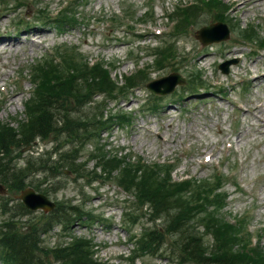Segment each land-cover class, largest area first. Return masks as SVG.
<instances>
[{
    "label": "rangeland",
    "instance_id": "374dc122",
    "mask_svg": "<svg viewBox=\"0 0 264 264\" xmlns=\"http://www.w3.org/2000/svg\"><path fill=\"white\" fill-rule=\"evenodd\" d=\"M11 1L13 0H0V20L2 18L0 27L4 31L18 32L20 36L21 33L27 32L28 37L20 38L21 46L18 50L15 48L3 50L0 47V84L7 79L8 84L9 79L14 78L18 72L21 76L19 83L8 84L7 87L9 95L13 93L11 97L15 99L13 103L10 101L11 98L0 92V102L4 98L0 105V119L3 121H12V116L23 119L25 103L33 89L28 75L29 68L34 62L52 52L55 45L68 43L79 46L81 51L90 57L89 65L98 59L114 62L115 69L110 68L109 75L120 81L124 79V75L138 68L136 59L128 57L129 50L132 49L140 57L138 60L140 66H149L152 57L147 56L145 49L160 41L162 35L168 31L170 23L166 14L180 1L189 0H77L76 10L79 16L77 21L80 23H76L74 28L69 30L67 28L62 34L55 27L41 26V23L36 24L32 31H23L14 24V21L18 18L24 20L35 18L36 9L41 6H46L47 11L55 15L70 0H37L42 4L26 0L27 4L18 8L15 13L9 11ZM148 1L154 5L153 19L146 23H138L140 21H136L137 17ZM226 1L232 5L231 12L237 23L243 26L248 23L259 24L264 33V0ZM129 6L133 10L136 9L137 13L128 24H132L135 31L147 32L142 37H134L136 34L128 32L124 24L118 22L110 24L113 14H121L122 9ZM210 19L206 18L203 23H210ZM200 25L202 24L194 27L178 45L190 64L193 62L197 65L200 62L199 65L213 88L202 95L188 93L183 99H177L173 93L176 89L181 91L182 85H178L172 93L162 96L161 108L157 112L143 111L144 101L150 97V91L144 88L145 85L123 101L109 99L107 107L111 110L132 112V123L125 127L115 125L109 133L111 135L104 131L101 138L109 144L107 149L111 147V150H117L119 153L142 156L149 162H168L176 159L175 180H182L188 176L201 179L212 175L215 169L227 172L229 168H233V177L239 186L233 182L226 186V190L231 194L226 208L227 217L234 220L235 216L251 210L250 228L253 232L261 233L264 247V51L253 54L249 46L244 45L240 37L238 40L233 32L225 41L201 45L195 37V30ZM33 26L34 24L30 27ZM44 29L50 31L38 34ZM29 32L35 33L29 37ZM31 40L37 43L33 52ZM129 42L130 45L125 44ZM232 58H237L238 61L230 66L227 74L216 68L224 60ZM171 70V67L155 70L150 77L155 79L168 74ZM178 72L185 77L188 74V67L178 64ZM103 97L99 95L96 100L99 102ZM13 123L15 126L16 123ZM94 142L93 139L89 141L84 152L76 159L78 162H83L84 157L93 151ZM53 146L52 142L40 140L33 148L26 146L21 152L24 157L31 149L44 153ZM209 157L210 161L207 160ZM24 162L23 158L18 164L24 165ZM93 165L94 162L88 163L89 169ZM88 181L89 184L84 180L74 182L75 184L70 183L67 187L58 189L57 194L51 192L49 196L55 201L65 199L73 203H82L85 200V211H93L96 217H109L110 223L95 219L91 224L87 222L86 226L76 224L74 234L93 238L100 245L99 258L106 264H128L126 257L132 245L128 243L130 232L127 233V228L123 229L124 224H127L124 212L131 205L133 197L114 181L106 182L103 179ZM3 200L9 203L4 205L6 209L13 207L18 203L17 193L8 191L5 195L1 194L0 203ZM18 210L22 211L17 208L16 211ZM28 211L29 213L25 214L18 212L15 221L24 223L27 219L30 222L45 219L38 218L39 215L44 216L40 211ZM4 212L3 206L0 205V229L8 217V211ZM148 222L150 219L142 216L132 231L139 233L147 226L146 224H149ZM159 224L160 220L156 221L154 226ZM54 229L45 236L46 243L55 245L65 239L70 240V237L66 238V234L59 232L60 227L56 226ZM142 261V264H170L169 259L154 256L137 259V263Z\"/></svg>",
    "mask_w": 264,
    "mask_h": 264
},
{
    "label": "trees",
    "instance_id": "16d2710c",
    "mask_svg": "<svg viewBox=\"0 0 264 264\" xmlns=\"http://www.w3.org/2000/svg\"><path fill=\"white\" fill-rule=\"evenodd\" d=\"M213 3L220 4L216 0ZM182 22L179 24L183 25ZM62 58L65 65L51 60L40 69L37 89L41 98L31 109L30 121L20 125V132L0 122V181L11 190L18 191L27 185L25 179L39 161L42 172L58 173L67 166L80 174L75 163L79 149L75 146L68 151V156L61 155L59 161L29 159L26 167L16 165L14 161L20 156V148L32 144L36 137L60 139L64 136V140L79 144L81 149L86 140L98 135L114 121L97 120L95 115L84 120L72 114L76 106L86 105L98 93L114 95L123 92L124 87L110 77L102 63L89 66L72 50H65ZM142 78H146V71L138 70L130 77L126 76L125 80L132 85ZM197 78L202 80L199 75ZM194 82L191 81L192 85ZM98 150L100 159L108 160L103 148L98 147ZM116 167L121 171V185L127 190L133 187L141 202L149 204L152 219L165 216L162 231L156 227L145 228L136 239V254L132 261L139 253L158 252L167 240L166 236L174 234L172 245L177 244L181 263L264 264L262 248L248 246L242 228L220 216L219 209L225 204L222 193L216 191L220 184L189 180L173 182L169 171L160 165L141 163L129 167L117 162L112 168ZM221 179V176L217 177V181ZM35 187L45 193L51 189L46 185L43 187L41 182ZM59 203L55 211L46 215L45 221L29 222L25 226L27 230L14 221L5 224L0 235L2 264H103L94 258V244L90 239L75 237L65 245L52 248L44 244L42 234L53 225L61 224L64 230L70 229L81 218L79 206ZM20 207L23 208L22 205ZM199 224L205 227L206 233L212 234V247L206 246L202 235L197 232Z\"/></svg>",
    "mask_w": 264,
    "mask_h": 264
},
{
    "label": "water",
    "instance_id": "95a60500",
    "mask_svg": "<svg viewBox=\"0 0 264 264\" xmlns=\"http://www.w3.org/2000/svg\"><path fill=\"white\" fill-rule=\"evenodd\" d=\"M211 27L202 29L199 31V37L204 39L207 36V31L209 32ZM174 77V78H173ZM173 78V79H171ZM179 81L178 76L171 75L169 77L162 78L155 82L149 84V87L156 92L166 93L173 90L176 83ZM5 189L0 185V192H4ZM20 198L25 202L26 206L32 209L43 208L45 210H50L54 207V203L48 200V198L42 194L35 193L32 189L23 190Z\"/></svg>",
    "mask_w": 264,
    "mask_h": 264
},
{
    "label": "bare ground",
    "instance_id": "6f19581e",
    "mask_svg": "<svg viewBox=\"0 0 264 264\" xmlns=\"http://www.w3.org/2000/svg\"><path fill=\"white\" fill-rule=\"evenodd\" d=\"M1 22H2V18L0 20V25H1ZM31 29H33V28H29L28 26H26L24 28H21V30H23V31H27V30L32 31ZM21 30H20V32H21ZM49 31H50L49 29H44V30H42L40 32H38V31L37 32H38V34H41V33H47ZM32 33H35V32H29V34H28L29 37H30V35H32ZM26 34H27V32L21 33V36H20L18 32L13 33L11 31H4L0 27V47H2L3 50L5 48H10V49L15 48V50H18L20 48V46H21L20 45V38L24 37V36L26 37ZM36 46H37V43L34 40H31V52L34 51V48H36ZM255 81H256V79L254 80V82ZM5 84L6 83H4V85ZM12 95H13V93L10 94V95H7V97L11 98ZM14 100H15L14 98L10 99V101L12 103L14 102Z\"/></svg>",
    "mask_w": 264,
    "mask_h": 264
}]
</instances>
